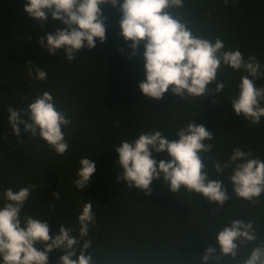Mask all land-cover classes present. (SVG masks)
I'll return each mask as SVG.
<instances>
[{"label": "trees", "instance_id": "16d2710c", "mask_svg": "<svg viewBox=\"0 0 264 264\" xmlns=\"http://www.w3.org/2000/svg\"><path fill=\"white\" fill-rule=\"evenodd\" d=\"M25 5L26 0H0V207L6 203V189L34 185L21 216L48 220L53 237L63 224L79 238L78 216L91 201L95 224L84 239L92 242L87 254L93 264H201L206 249L216 247L217 233L235 219L252 221L257 235L255 243L240 249L238 259L264 243V194L254 203L237 198L227 179L231 169L217 175L212 167L216 161L226 162L237 147L264 160V118L250 125L231 106L245 73L222 67L217 80L226 86L219 95L180 100L169 92L160 101L151 100L138 87L145 79L143 45L131 55V42L120 35L118 9L103 10L105 42L97 40L94 49L80 50L69 62L63 49L49 55L39 43L62 25L50 13L44 23L30 18ZM172 11L193 35L219 38L226 50L239 49L245 59L254 55L264 70V0H228L227 5L224 0H183V7ZM31 67L44 68L47 79L29 77ZM254 84L264 87V78ZM44 92L71 120L62 128L69 145L63 156L23 127L16 136L9 123V107L20 110L27 120L29 104ZM192 121L215 138L210 141L212 152L202 156L209 179L221 181L230 195L223 206L183 188L172 195L162 178L153 181L150 196L118 181L114 148L122 141L155 130L176 139L177 131ZM82 158L96 163L86 191L73 183ZM153 158L166 160L167 153H153ZM58 188L59 198L53 199ZM62 254L51 253L49 264H59ZM223 264L237 262L225 259Z\"/></svg>", "mask_w": 264, "mask_h": 264}, {"label": "clouds", "instance_id": "9594fccd", "mask_svg": "<svg viewBox=\"0 0 264 264\" xmlns=\"http://www.w3.org/2000/svg\"><path fill=\"white\" fill-rule=\"evenodd\" d=\"M224 3L227 5L228 0ZM108 6L119 10L120 35L125 42H131V55L135 56L143 45L145 79L138 87L145 97L160 101L169 92L180 100L200 99L210 93L219 95L226 85L222 80L218 82V71L230 67L245 73L240 78L238 96L231 102L235 114L243 116L250 125H257L264 118V87L257 88L254 84L264 78L261 63L254 55L245 59L239 49L226 50L219 38L193 35L192 29L172 11L181 9L183 0H26L24 11L40 23L46 22L50 13L62 25L39 43L49 55L63 49L71 62L80 50L91 51L97 40L105 42L107 18L103 10ZM33 74L39 81H45L48 75L44 68L31 67L28 75ZM7 112L16 136L23 127L25 133L33 138L38 135L57 155L63 156L68 151L62 128L68 127L71 120L57 110L49 92L29 104L27 120L21 118L20 110L9 107ZM176 137L170 140L155 130L140 134L134 141H122L114 148L120 165L118 181L125 182L130 190L135 188L150 196L153 181L162 178L172 195L183 188L202 195L209 203L223 206L230 195L221 181L209 179L202 156L212 152L213 134L192 121L180 128ZM165 152L166 160L157 162L153 158V153ZM79 165L73 183L77 190L86 191L96 163L82 158ZM212 167L217 175L231 169L227 179L237 198L254 203L264 194V160L252 158L251 152L234 148L226 162L216 161ZM34 188V185L18 191L9 188L3 193L6 203L0 207V264H49L50 254L57 250L63 253L59 264H93L92 256L87 254L92 242L84 239L89 226L95 224L92 202L85 203L78 216L79 238L73 235L74 229L63 224L53 237L48 220L21 216ZM57 198L59 188L53 193V199ZM215 241L216 247H208L200 257L201 264H223L225 259L237 264H264V243L253 247L247 258L238 259L240 249L257 241L252 221L232 220L217 233Z\"/></svg>", "mask_w": 264, "mask_h": 264}]
</instances>
